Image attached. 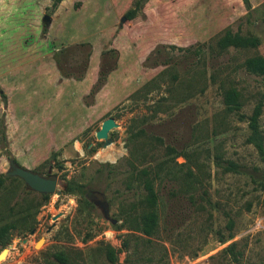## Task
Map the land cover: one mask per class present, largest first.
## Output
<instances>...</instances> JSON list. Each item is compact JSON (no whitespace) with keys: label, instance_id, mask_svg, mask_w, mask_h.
Listing matches in <instances>:
<instances>
[{"label":"rangeland","instance_id":"obj_1","mask_svg":"<svg viewBox=\"0 0 264 264\" xmlns=\"http://www.w3.org/2000/svg\"><path fill=\"white\" fill-rule=\"evenodd\" d=\"M227 36L256 45L223 47ZM252 58L264 59V0H0V264H264V162L246 143L264 101ZM229 89L239 111L225 110ZM109 118L117 126L96 139ZM9 161L56 176L61 194L28 190ZM155 165L187 179L154 181L152 209L139 173Z\"/></svg>","mask_w":264,"mask_h":264},{"label":"trees","instance_id":"obj_2","mask_svg":"<svg viewBox=\"0 0 264 264\" xmlns=\"http://www.w3.org/2000/svg\"><path fill=\"white\" fill-rule=\"evenodd\" d=\"M62 0H54V4H57L61 2ZM141 1H146V0H141ZM246 6H248V0H242ZM138 2L136 3V7L129 10L126 14V18H131L135 16L138 12ZM223 42V47H226V45L231 44L235 46H240V47H247V46H255L256 45V40L255 39H244L240 38L237 36L230 37L227 36V41L224 38L222 40ZM245 67L247 72L254 74V75H259V76H264V59L262 58H252L246 61ZM226 112H236L239 111L242 107V102H241V96L240 93L237 92L234 89H229L226 90L223 94V100H222ZM264 107V101L263 99H258V102L253 106L250 115L246 118V123H247V130H248V135L246 138V143L251 145L255 151L257 152L260 160L264 162V134L259 128V118L262 115V109ZM136 137V136H134ZM133 157L132 152L129 150L128 152V157L131 159ZM218 159V157H216ZM219 160V159H218ZM221 161L219 160L218 165L220 166ZM169 164L168 162H166ZM104 167H111L109 164L103 165ZM236 168V165L234 163L228 162L227 161V166H225L223 169L225 171H234ZM139 177L143 182V188L146 191L145 192V203L148 207L154 209L157 203V194L153 188V183L154 181L156 182H162V180L165 182V180L168 183H175L176 185H179L180 181L186 180L187 175L180 173L178 170H174L171 168V166H168L167 168H163L162 165H158L155 167H151L148 169H143L139 173ZM9 179V178H7ZM4 178L0 176V186L2 184V181ZM29 194H34L32 192H28ZM41 197L45 198L46 195H40ZM29 217V216H28ZM22 222H19L22 228L27 227L31 221H32V216L30 218H22ZM143 223V232L146 235H151L156 227H157V219H156V214L153 212H150L146 214L143 217L142 220ZM15 224H11L10 227L8 228L9 230L16 229ZM231 239L230 234L225 238V240H221L222 242H225L226 240ZM233 245H230L227 250H230ZM235 258V257H234ZM111 261H113L112 258H110Z\"/></svg>","mask_w":264,"mask_h":264},{"label":"water","instance_id":"obj_3","mask_svg":"<svg viewBox=\"0 0 264 264\" xmlns=\"http://www.w3.org/2000/svg\"><path fill=\"white\" fill-rule=\"evenodd\" d=\"M43 22L48 24L50 22V18L48 16L43 17ZM117 125L113 119L109 118L102 122L100 129L96 132V139L106 140L108 136V132L115 128ZM6 176L15 177L21 180L26 188L32 192L41 194V195H50L55 193L57 186V178L54 175L43 176L39 173L33 172L31 170L25 169L13 161H9V168L6 172ZM57 195L61 194V191H56ZM92 194V195H90ZM85 198L95 206H97L106 220L109 219V206L104 200L103 194L97 191H90L85 194ZM59 215L53 217V220H56ZM112 224H115L117 221L110 220ZM38 243L36 244V246ZM7 251V249H3L0 252V256Z\"/></svg>","mask_w":264,"mask_h":264},{"label":"bare ground","instance_id":"obj_4","mask_svg":"<svg viewBox=\"0 0 264 264\" xmlns=\"http://www.w3.org/2000/svg\"><path fill=\"white\" fill-rule=\"evenodd\" d=\"M58 215L60 216V214H58ZM38 245H39V244H38ZM6 252H7V251H5V252L0 256V259H1L3 256H5Z\"/></svg>","mask_w":264,"mask_h":264}]
</instances>
